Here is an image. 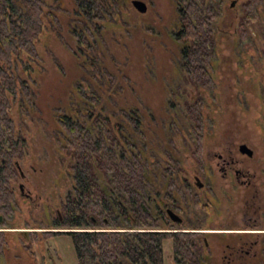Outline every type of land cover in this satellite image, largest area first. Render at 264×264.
<instances>
[{"label": "rangeland", "instance_id": "1", "mask_svg": "<svg viewBox=\"0 0 264 264\" xmlns=\"http://www.w3.org/2000/svg\"><path fill=\"white\" fill-rule=\"evenodd\" d=\"M132 1L118 0L114 20L105 24L104 44H98L96 58L71 34L75 24L73 0H48L55 20H48L39 45L40 59L31 64L36 81V106L28 116H17L28 145L24 161L27 180L23 183L37 199L31 209L33 215L45 225L5 231H66L52 228L45 211L50 206L54 219L60 196L70 187L60 160L58 138L53 135L58 129L55 116L66 111L88 112L91 100L98 96L106 102L108 112L117 114L112 116L125 135H132L134 147L129 158L132 155L142 158L149 181L157 191H162L160 175L169 152L166 146L188 143V135L182 131L188 126L183 102L194 90L180 67L181 47L175 34L179 23L176 1L142 0L148 6L145 14L137 11ZM230 4L231 0H225L219 24L215 100L204 113L210 119L204 143L213 145L211 149L215 151L220 145L264 144V3L260 6L258 22L249 28L251 39L244 41L239 40L236 32L242 11L239 5L231 8ZM92 56L100 63L101 72L89 64ZM132 111L140 117L138 130L126 117ZM20 205L23 210L30 208L24 200ZM18 218V223L27 219L24 215ZM38 238L31 255L16 236H11L9 264L77 262L70 239L43 234ZM170 244L165 242V264H172Z\"/></svg>", "mask_w": 264, "mask_h": 264}, {"label": "trees", "instance_id": "2", "mask_svg": "<svg viewBox=\"0 0 264 264\" xmlns=\"http://www.w3.org/2000/svg\"><path fill=\"white\" fill-rule=\"evenodd\" d=\"M175 1L180 67L194 90L183 102L188 126L182 131L188 135L186 142L203 144L204 113L212 108L213 93L218 87L214 76L219 44L215 30L221 4L215 0ZM73 2L75 24L71 33L80 46L97 58L98 44H104L105 24L114 20L118 0ZM263 3L264 0L242 3L236 28L240 41L251 39L249 28L258 22ZM51 9L48 0H0V158L2 160L7 152L9 173L8 185L4 187L0 183V215L5 220L0 223L2 229L8 225L17 226L15 228L45 225L32 213L35 204L25 201L30 208H21V199L12 188L18 178L15 161L25 154L26 142L18 137L11 114L28 116L35 109L36 81L31 74L34 70L31 64L40 59L39 45L48 20H55ZM94 56L89 64L101 72V65ZM82 88L79 85V89ZM91 103L88 112L66 111L68 115L60 116L65 138L63 149L69 162V175L74 178L73 190L59 201L61 215L57 213L51 219L53 209L47 206L45 211L52 228L69 231H0V264H9L11 236H16L20 245L34 255L39 234L70 239L77 256L75 264H165L166 241L172 242L177 264H195L191 240L170 233L150 232L162 228L153 221L148 206L147 166L139 156L129 158L134 147L132 135L122 134V127L104 114L112 113L106 110V102L98 96ZM126 117L135 129H140L136 111ZM102 176H113L110 182L113 190L111 186L104 188L99 184ZM116 210L120 211L122 221ZM20 215L26 216L24 223H18Z\"/></svg>", "mask_w": 264, "mask_h": 264}, {"label": "flooded vegetation", "instance_id": "3", "mask_svg": "<svg viewBox=\"0 0 264 264\" xmlns=\"http://www.w3.org/2000/svg\"><path fill=\"white\" fill-rule=\"evenodd\" d=\"M214 2L221 4V16L215 30L218 39L225 0ZM243 2L245 0H231L230 7L239 5L241 8ZM64 114L68 115L66 112L56 113L55 125L58 129L53 135L58 138L60 160L67 171L70 187L60 196L59 201L73 190L74 181L73 176L69 175V162L63 149L65 138L60 116ZM104 114L118 125L112 116L117 114ZM11 115L17 126L18 137L26 142L25 154L15 161L18 178L12 188L18 198L34 204L36 197L23 183L27 180L24 161L28 154V145L26 135L17 123V116L21 115L18 113ZM208 122L210 123V119L208 121L205 118L203 121L205 131L210 125ZM170 129L168 128V134H171ZM176 130L179 132L180 129ZM124 133L122 130V134ZM181 139L185 140L183 137ZM212 146L191 142L168 143L166 146L169 151L168 158L163 161V175H160L162 191H157L149 181L148 175L146 176L149 210L153 221L162 228L150 232L170 233L191 240L195 264H264V144L220 145L216 151L211 149ZM242 146L247 147L248 153L241 151ZM7 156L6 152L2 160L0 158L2 168L0 183L4 187L9 183ZM166 173L171 176H166ZM112 179L113 176H102L98 182L104 188L111 186L110 190H113L110 183ZM219 182L221 183L218 186ZM169 211L177 215L181 221H174ZM57 213L60 214V209ZM116 214L122 221L120 211L116 210ZM4 222L3 216L0 215V223ZM7 227L17 226L8 225L5 229L0 228V231L8 230ZM170 243V260L172 264H177L172 242Z\"/></svg>", "mask_w": 264, "mask_h": 264}, {"label": "water", "instance_id": "4", "mask_svg": "<svg viewBox=\"0 0 264 264\" xmlns=\"http://www.w3.org/2000/svg\"><path fill=\"white\" fill-rule=\"evenodd\" d=\"M133 5H134V7H135L140 13H143V14H144V13H146L147 10H148L147 5H146L143 1L135 0V1L133 2ZM241 151H242L243 153H248V151H247V147H246V146H242ZM249 153H250V152H249ZM169 214H170L171 218H172L174 221H178V220L181 221V219H180V218L178 219V216L175 215L173 212L169 211ZM64 232H68V231H64ZM122 232H126V230H122ZM140 232H143V231H140Z\"/></svg>", "mask_w": 264, "mask_h": 264}]
</instances>
